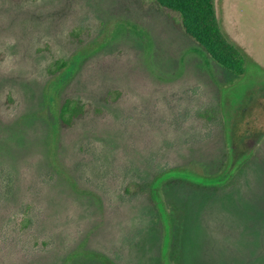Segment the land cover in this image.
<instances>
[{"label":"rangeland","instance_id":"374dc122","mask_svg":"<svg viewBox=\"0 0 264 264\" xmlns=\"http://www.w3.org/2000/svg\"><path fill=\"white\" fill-rule=\"evenodd\" d=\"M214 2L241 74L154 0H0V264H264V0Z\"/></svg>","mask_w":264,"mask_h":264},{"label":"trees","instance_id":"16d2710c","mask_svg":"<svg viewBox=\"0 0 264 264\" xmlns=\"http://www.w3.org/2000/svg\"><path fill=\"white\" fill-rule=\"evenodd\" d=\"M160 8H166L177 27L220 67L241 74L240 66L246 61L244 52L231 41L220 27L214 0H154ZM65 61L60 59L50 65L61 68ZM78 106L75 100H66L59 110L60 120Z\"/></svg>","mask_w":264,"mask_h":264}]
</instances>
